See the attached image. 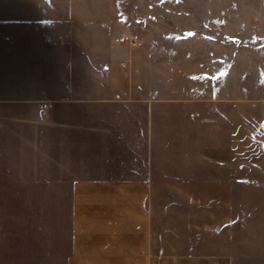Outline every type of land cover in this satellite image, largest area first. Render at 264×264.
Segmentation results:
<instances>
[{
	"label": "crops",
	"instance_id": "obj_1",
	"mask_svg": "<svg viewBox=\"0 0 264 264\" xmlns=\"http://www.w3.org/2000/svg\"><path fill=\"white\" fill-rule=\"evenodd\" d=\"M143 1L0 0V264H234L188 192L264 154V103L196 13Z\"/></svg>",
	"mask_w": 264,
	"mask_h": 264
},
{
	"label": "rangeland",
	"instance_id": "obj_2",
	"mask_svg": "<svg viewBox=\"0 0 264 264\" xmlns=\"http://www.w3.org/2000/svg\"><path fill=\"white\" fill-rule=\"evenodd\" d=\"M143 3L166 7L167 12L182 8L196 13L199 37L213 39L215 54L228 56L231 98L264 103V0H144ZM228 162V192L198 189L188 194L197 200L199 216L214 210V246L233 247L237 252L233 255L234 264H264V154H229ZM203 164L199 159V174L205 169ZM198 186L201 188L203 183ZM166 193L170 212L176 201L185 204L175 196L177 192ZM191 205L194 206L193 201ZM169 218L173 220V214ZM168 225L172 232L174 222ZM210 230L206 223L197 224L199 236L200 232ZM174 241L168 239L167 245ZM184 241L199 246L210 242L202 237L185 239L183 244Z\"/></svg>",
	"mask_w": 264,
	"mask_h": 264
},
{
	"label": "built area",
	"instance_id": "obj_3",
	"mask_svg": "<svg viewBox=\"0 0 264 264\" xmlns=\"http://www.w3.org/2000/svg\"><path fill=\"white\" fill-rule=\"evenodd\" d=\"M46 106H44V105H41V115H45V111H44V108H45Z\"/></svg>",
	"mask_w": 264,
	"mask_h": 264
}]
</instances>
